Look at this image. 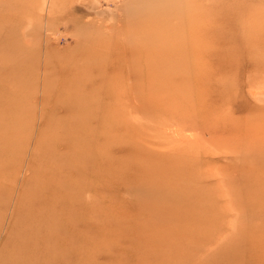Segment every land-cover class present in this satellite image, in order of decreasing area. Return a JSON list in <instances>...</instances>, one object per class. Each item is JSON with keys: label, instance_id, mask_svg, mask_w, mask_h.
<instances>
[{"label": "rangeland", "instance_id": "374dc122", "mask_svg": "<svg viewBox=\"0 0 264 264\" xmlns=\"http://www.w3.org/2000/svg\"><path fill=\"white\" fill-rule=\"evenodd\" d=\"M232 4L251 19L227 21L222 37L218 25L206 43L227 52L216 59L234 63L255 44L247 43V31L264 27V0H0V264H264V71L234 63L222 77L207 60L197 92L168 88L178 94L169 108L191 116L176 125L201 144L187 151L167 149L159 126L166 117L158 108L138 117L133 108L144 105L130 94L103 108L116 107L114 116L129 121L123 132L137 147L95 157L89 126L103 109L95 108L92 91L74 90L76 76L92 74L89 67L140 78L165 72L158 60L166 57L185 56L190 76L192 31L209 20L201 8ZM194 82L183 79L192 88ZM75 116L79 123L67 125ZM202 124H220L211 126L221 140L212 143ZM82 152L98 163L127 156L132 165L114 182L102 179L98 164L84 176ZM252 157L259 158L257 169ZM145 159L176 175L146 177L138 166Z\"/></svg>", "mask_w": 264, "mask_h": 264}, {"label": "bare ground", "instance_id": "6f19581e", "mask_svg": "<svg viewBox=\"0 0 264 264\" xmlns=\"http://www.w3.org/2000/svg\"><path fill=\"white\" fill-rule=\"evenodd\" d=\"M235 6H237V5L232 4L230 6L231 8H228V9L225 8V10H223L224 6L211 8L209 5H206V7L201 8V10H204L203 12H204V14L207 15V19L209 18V20H208V22L206 21V23L201 24L202 30H200L198 34H197V31H192L194 34L195 40L191 43V51L189 54V59L191 60V64H192L191 65V72H190L191 73L190 74L191 80L195 79V82L192 83L193 88L187 86V83H183L184 78L190 77L188 75V73H189L188 68H187V66L184 65L185 56H183V57L180 56L181 59H179V57L159 58L158 62L165 67L166 71L165 72L149 71L148 72L149 76L143 77V75H142L140 78H139V75H138V77H133L131 74L128 75V72L123 73L122 75L124 77L121 78L120 77L121 73L116 72L115 68H109V70L104 72V71H102V68L99 70L97 68L94 69L91 67L88 68V71L92 70L91 75H90V72H87L88 75H84L81 77H77V76L75 77V80H77V84L75 85V89H74L75 92L78 93L80 91H86V90L92 91V93L94 94V97H95V99H94V104L96 105L95 108H97V110H98V107L103 109L102 113H97L96 118L94 119L95 124L93 123L94 126L93 127H91L92 125L89 126L90 128H92V130L90 129L92 132L91 131L90 132L92 133V136H93V140H94L93 144H96V149H95V153H94L95 157L97 155L100 157L105 152L112 153L113 151H115L114 152L115 154L117 152H123V153L126 152V155H127V153L129 151L132 152V150L135 147H137L134 143H132L130 141L128 135L123 132V128H125V127L128 128L130 126L129 121L124 119V118L119 119V118H117V116H114L115 114L120 113V111L118 109H116V107H112L111 111H109V112H105L104 108H103V106L109 104V102H111L114 97L120 96V95H121V97L124 96L127 100H130V99H132V97L135 96L134 97L135 99L132 100L134 102H136L137 98L140 100L141 104L144 105V108H141L139 105H135L133 108V110H135V112L138 114L137 115L138 117L143 116L145 109L154 110L155 108H158L160 113L166 117V119H164L163 122L159 124V126L162 128V132H161L162 134L161 135L163 136V134H166L169 137V141H168L169 147H167V149H170V150L181 149V151H184L186 149H188V150L193 149L194 144L196 146L201 145L199 143L198 138H196L193 141L194 137L192 138V136H190V135H188V136L185 135L184 132H185V127H186V125H185L186 121L183 123V125H185V126L176 125L177 120L178 121L183 120L182 118H185V120H186V118H189L191 116L188 115L187 113H179V112H176L173 109L169 108L171 101L175 100V98L178 100V94L174 93L172 91H168V88L173 87V86H178L181 84L182 87L185 88V90L187 92H189L190 94L197 92V89L201 85H203V83H205L204 81H199V80H202V78L208 73V68L207 69L203 68V65L206 63L207 60H208V63H210L211 60H212V62L215 63V72L218 73L219 75H221L222 77H223V75H225V74H222L223 70H225V72L230 73L232 70H234L236 68V67H234L235 66L234 63L237 66H240L241 63H244V62H245L244 64H248V66H250V68H252V67L257 68V69H253L254 74L257 75V72L263 73L264 61L258 62V59L256 60V58H259V57L264 58V35L262 36V34L264 33V27L250 28L247 31L248 33L247 34L245 33L247 35L246 36L247 43H248V41H250L251 43L255 42V44L254 45L252 44V46H250L249 49L245 50L246 52H248V54L247 53H244V54L245 55L247 54L248 57H246V59H244L243 62L242 61H240V62L235 61L233 63V62H226V61H222L220 59H216L219 53H224L226 55L227 52L226 51L219 52V50H217L216 48L215 49L210 48L209 47L210 45L208 43H206V41H207L206 33L214 32V30H216V27L218 25H221L222 28H221V31H217L215 34L218 37H222L223 33L225 32L224 27L226 26L225 24L227 21H230V23L232 24V22H234V23H235V21L240 22L241 19L245 18V20H242V21H245V23H246V19L248 18L247 15L242 14L243 10L238 11L237 9H239V8L236 9ZM239 7H240V5H239ZM197 8L198 7L196 6V9ZM226 11H228L230 13H227ZM222 12H223V15H222ZM216 14L218 16H216ZM212 15H215V17L213 18ZM248 19H251V16H249ZM199 21L200 20H198V22ZM243 23L244 22H242V24H240V25H243ZM236 24H238V23H236ZM243 31L246 32L245 28ZM243 31L241 30L240 32H243ZM240 36L242 37L243 35L240 34ZM225 37H226V34H225L224 38ZM212 38H214V37L212 36ZM226 38H228V37H226ZM242 40H244V38ZM246 46H248V44ZM246 48H248V47H246ZM228 52H229V50H228ZM209 57L214 58V60L209 59ZM261 64H263V66H261ZM194 66H200V67H194ZM259 66L262 67L263 69L260 68ZM215 72H212V75L215 74ZM261 76L264 77V74H262ZM133 78H135V79H133ZM108 80H111L112 84L107 88L106 82ZM84 81H87V83H85V84L82 83ZM91 81H93L92 85H91ZM86 85L91 86V88H87ZM145 86H146V88H145ZM115 89H119V92H115L114 95H112V92H110V93L108 92V90H115ZM131 89L133 91H131ZM130 94L132 95V97L130 96ZM251 95H258V92L253 91L251 93ZM181 98L182 97L179 96V99H181ZM88 101L91 103V97L88 98ZM92 101H93V99H92ZM99 102H100V105H99ZM225 102L230 103L231 102L230 98L226 99ZM126 103H128V101ZM227 105L229 106L230 104H227ZM223 110L225 111V109H223ZM228 110H229V108H228ZM256 110L257 109L254 108L253 112H255ZM218 111H221V110H218ZM217 112H216V114H217ZM218 115H219V113H218ZM218 115H216V117ZM133 116H135V115H133ZM203 116H204V111L202 109L197 111V113H196L197 119H200ZM220 116H222V115L220 114ZM162 117H160V118H162ZM192 117H193V115H192ZM224 117H225V115H224ZM79 118H81V117H79ZM217 118H219V116ZM172 119H176V120H172ZM248 119H250V118H248ZM60 122H63V120H59V123ZM68 122L69 123H66L67 125H71V124L74 125L75 123H79L78 122V116L69 118ZM64 123H60V124L65 125ZM89 124H92V123H90V121H89ZM211 125L212 124H210V125L202 124L200 130L202 132H204L209 138H211L210 140L212 143H215L214 139L217 138L216 140L220 141L223 133L221 134V132L219 131L220 135H218L217 130L220 127V124L218 126L212 125L214 127H218L215 130ZM107 126H110V128L108 129ZM190 126H192V125H190ZM187 127H188V125H187ZM224 128L226 130V131L225 130L224 131L226 133H228L229 129L226 127H224ZM147 132L150 133L151 130L148 131V129H147ZM153 132H155V131H153ZM153 132H151V134ZM78 133H79V131H78ZM81 137H83V136H81ZM149 138H152V137H149ZM153 139H155V138H153ZM170 139H171V141H170ZM80 142H82V140ZM83 142H84V140H83ZM224 144H226V143L224 142ZM220 146H223V149H225V147L227 145L225 147L223 144ZM114 147H117V149L112 150ZM215 147H219V146L216 145ZM228 147H230V146H228ZM226 150H228V149H226ZM84 151H86V150H84ZM232 151H234V148H232ZM230 152H231V150H230ZM231 154H232V152H231ZM228 156L229 155H227L226 157H228ZM223 157H224V155H223ZM232 158L233 159H231V161L237 157H235V158L232 157ZM77 159L80 162V168L82 171L81 173H83L84 176L86 175L85 170H87L89 167H92V165L98 164V165H101V168L103 171L102 174H104V176H102V179L103 180L106 179L108 182H114V181L122 180L123 178H125L127 173H129V171L125 170V169L132 165L131 159L128 158L127 156L121 157V156L114 155V154L110 157V160H108L107 162H104L102 160H100L99 163L95 162V161L93 162L90 159V155L86 152L80 153L77 156ZM156 159H147V160L145 159V160H142L141 163L138 165V166L142 167L141 168L142 170L145 171V175H147L146 177H152L153 178L154 174L159 175V176H161V175H163V176L176 175V171L173 170L172 167L166 166L163 168L162 166H160V160H156ZM218 159H220V158L218 157ZM228 161H230V159H228ZM250 162L253 165V169H255V168L257 169L259 167L258 166V163H259L258 157H252L250 159ZM152 163H153V166L150 169H152L154 172H151L150 169L146 170V168H145V167H150ZM210 163L212 164V162H210ZM223 165H225V164H223ZM205 166L207 167L206 164H205ZM213 166H215V163ZM219 166H220V164H219ZM220 167H219V170L216 169L219 172L223 171V170H220V169H222ZM167 186H169L170 189H173V185H167ZM70 194H72V193H70ZM35 258L37 260H42L43 256H42V254H38ZM45 258H46V256H45ZM45 264H48L47 261Z\"/></svg>", "mask_w": 264, "mask_h": 264}]
</instances>
